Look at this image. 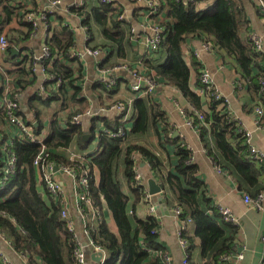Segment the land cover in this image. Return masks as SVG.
I'll use <instances>...</instances> for the list:
<instances>
[{
    "label": "trees",
    "instance_id": "obj_1",
    "mask_svg": "<svg viewBox=\"0 0 264 264\" xmlns=\"http://www.w3.org/2000/svg\"><path fill=\"white\" fill-rule=\"evenodd\" d=\"M93 1L95 3L90 5L84 2L78 7H72V12L83 16V24L90 20L93 22L105 41L101 45H92L93 34L87 24L86 47L101 50L102 68H129L128 61L109 63L113 55L118 59L127 60L128 51L131 50L130 39L133 38V33L126 19H119V15H123L122 10L113 2ZM197 1L160 0L157 14L148 16L149 20L162 28L158 50L154 57L143 55L139 61L145 69V76L153 78L156 84L174 87L189 107L193 108V112L185 109L184 113L186 117L193 119L201 141L212 155L215 164L235 178L239 190L250 198H256L264 193V164L248 157L250 151L245 143L242 128L227 113L217 108L218 102L213 101L209 111H203L200 96L192 91L189 85L190 69L183 60L182 46L188 38H198L209 45L224 64L229 62L235 67L248 91L252 95H258L259 103L264 105L260 85L264 80L263 55L255 50L250 38L247 43L240 38L242 18L239 3L242 0H215L212 9L202 12L195 9ZM261 1L264 3V0ZM29 9L24 0L16 4L15 0H0V35H4L8 43L5 51L17 45L18 38L2 34L15 18L20 26L26 28L24 37L33 33L32 25L25 19ZM259 14L264 17V14ZM46 25L51 32L48 19ZM44 43L49 55L42 64L46 67V73L61 80V85L55 91L47 90L44 99L34 95L30 97V101L38 100L45 105L59 101L61 113L51 117L45 131L39 113L34 111L30 101H27V105L34 112L31 122L37 124L32 126V130L38 137H44L39 143L29 142L26 138L13 140L16 171L0 188V237L8 243L13 252L25 256L27 264H76L75 236L69 230V221L72 219L69 215L68 218L61 216L62 207L47 191L34 162L37 158H40V165L54 161L57 164L72 166L78 169L79 173L80 168L73 166L77 165V162L67 160L64 150L72 148L82 154L90 151L93 144L92 150L85 156L90 178L86 191L99 213L97 219L86 228L89 239L107 255L103 264H165L162 260L165 250L158 242L156 233V217L151 214L142 220L135 215L136 207L144 196V188L138 186L135 179V154L142 157L159 178L166 203V187L174 197L175 204L170 207L180 211L179 222L192 220L194 236L200 240L201 264H232L222 261L221 257L232 255L238 227L224 222L217 214L206 212L210 208V200L203 183L196 177L197 167L188 163L191 159L190 150L183 143L177 142L173 171L164 173L163 163L157 154L136 143L128 142L131 135H144L151 125L157 126L165 121L161 107L151 96L152 92L143 98L133 99L130 114L125 121H132L133 124L124 137H110V134L124 126L123 115H113L111 120L99 114L93 116L88 127H85L74 121V117L83 115L88 108L81 105L85 99L81 97V87L77 83L83 77L81 70L76 69L79 59L69 56L74 46L73 36L69 31L56 34L55 30L45 38ZM162 57L164 59L161 61ZM134 58L135 54L133 60ZM11 61L14 63L13 68L0 73L2 139L9 136L6 132L8 120L4 100L14 99L17 95L16 102L19 107L15 114L23 121L31 123L20 110L19 97L22 91L36 81L33 57L27 55L19 57L17 62ZM200 70L197 87H200ZM97 85L104 93L115 89H108L100 82ZM102 109L106 110L107 107L103 106ZM195 112L202 114V122H199ZM99 123L102 125L100 129L97 128ZM12 131L16 133V129L13 128ZM87 131L92 135V139L85 142L82 137ZM165 139L168 137L165 136ZM119 165L122 167L125 183L134 197L131 205L130 196L123 194L117 177ZM104 204L115 223L116 233L110 230L103 216ZM181 238L186 241V260L191 264L190 255L194 249L192 239L186 231L181 233ZM152 251L159 252L160 255H154ZM0 264H4L1 258Z\"/></svg>",
    "mask_w": 264,
    "mask_h": 264
},
{
    "label": "crops",
    "instance_id": "obj_2",
    "mask_svg": "<svg viewBox=\"0 0 264 264\" xmlns=\"http://www.w3.org/2000/svg\"><path fill=\"white\" fill-rule=\"evenodd\" d=\"M24 2L28 9L32 8L29 10L37 8L36 11L39 14H44L46 17L45 22L39 23L37 30L29 34L28 37H24L23 34H26V28L17 23V18H15L7 29L3 30L2 34H7L8 36L12 35L14 39L15 37L18 38V41L17 45L12 47L17 50V54H12L10 50L0 51V73H5V71L13 68L14 63L11 60L17 62L18 58L22 56L28 55L33 57V59L40 56L45 38L52 35L55 30L56 34H65L67 31L71 32L74 44L73 50L75 52H82L86 48V38L88 35L87 24L91 28L93 34L92 45H101L105 42L100 36L99 29L91 20L88 21L87 24H83V16L79 13L72 12L73 5H80L84 2L90 5L95 3L93 0H24ZM111 2H113L114 5H118L122 10L123 18L126 19L129 28L132 29L133 38L130 39L131 50L128 51L127 60L118 59L113 55L109 59V63L122 61L127 63L128 61L130 70H141V68H139L141 65L139 61L140 56H150L145 52L144 47L139 41L142 36L151 37V33L143 28L144 22L147 19L149 20L147 8L144 3L135 2L133 0H111ZM214 2L215 0H198L195 9L198 12L210 10L213 8ZM239 5L241 6L240 11L242 18V26L239 28L240 38L243 42L247 43L252 35H256L261 40V52L264 59V17L259 14L253 1L242 0ZM47 19L51 32H49L46 27ZM188 40L189 41L185 42L182 46V57L190 69L189 85L191 90L193 91L197 86L198 71L202 67V69L206 70L211 75L216 89L228 100L230 117L233 118L243 130L251 134L249 140L250 146L264 155V115L260 123L257 124L254 113L256 107L264 108V105L259 103L260 97H258V95H252L248 91L247 86L240 80L235 67L231 63L227 62L224 64L219 55L213 50H205L203 48L204 43L201 42L200 39L188 38ZM1 53L3 54L1 55ZM133 54H135L134 60ZM101 59V57L88 55L79 59L76 63V69L81 70L83 77L77 83H79L81 87L80 95L85 99V101L81 102V105L87 106L84 108H88V111L92 113H96L97 115L102 114L112 120L114 114L111 112H99L103 106L108 107L110 103L118 99L124 102L131 101L132 99L138 98L141 93L132 92L131 87L136 84V80L131 76L128 71L129 69L110 73L108 72L110 69L100 67ZM163 59L162 57L161 61ZM34 67L36 81L22 91L19 97L20 110L27 120H32L34 117V112L31 111L32 109L27 105V101H30L31 96L36 95L37 89L41 86V79L43 76L41 63L37 61L34 63ZM262 70L264 73V61L262 63ZM142 75H145V69H143ZM103 76H110L116 79V85L113 87L115 89L108 91V93H104L97 85ZM4 83L6 84V81ZM109 92H111V94ZM151 96L154 102L161 107L165 116V121L163 124H158L157 126L151 125L148 132L144 135H131L128 142L136 143L157 154L163 163L164 173L173 171V164L176 159V144L177 142L184 143L190 149L193 164L197 167L196 177L203 183L206 195L210 200V208H208L206 212L211 215L214 213L222 217L216 210L218 206H220L229 209L235 218L238 233L232 257L234 258L238 253L243 254L242 260L238 261L236 264H264V243L262 242V237L264 236V203L260 211L254 210L245 203L244 192L239 190L235 178L215 164L212 155L208 153L199 134L196 133L193 127L187 125V117L182 113V110L188 109L189 104L174 87L157 83ZM54 102L57 108L60 109L59 101ZM30 106L37 112L34 106V100L30 101ZM76 106H74V108ZM51 112L52 111H48V113ZM56 113L57 110L54 114ZM54 114L47 120V124H49ZM90 120L91 118L88 117L83 118V126L88 127ZM132 124V121L126 122V126L129 130H131ZM101 127L102 125L99 123L97 128L100 129ZM6 132L9 136L15 135L14 131L7 128ZM85 134H89L88 131ZM165 136L168 137V139H165ZM91 139H89V141ZM217 167L220 171L217 170ZM134 169L135 175L139 176L144 183V192L147 191L148 179L153 178L157 185L160 184L159 178L153 173L151 167L142 157L138 158V161L134 165ZM117 177L121 184L123 194L130 196L129 205H131L134 197L125 183L121 165H119ZM59 181L62 182L64 186L65 199L69 202L68 213L73 222L76 239L83 244L86 242V239L81 232L82 226L79 215L74 207L72 182L66 176H59ZM166 191L168 194V201L166 203L167 215L163 214L161 205L156 206L157 201L154 197L150 198L149 202H146L143 198L141 203L136 207L135 215L139 219L145 220L151 215L149 212L150 206H155V214L153 215L158 222V242L163 246L165 254L170 258L168 264H182L185 255L180 245V225L178 217H175L173 209L170 207L175 204V200L167 187ZM103 216L110 230L116 233L115 223L106 204L103 205ZM187 234L192 239L194 248L190 255V263L201 264L200 240L194 236L193 226L188 228ZM87 249L88 251L90 250L91 252L89 251V253L92 254V250L89 247H84V253ZM0 256L7 260L9 264H25V261L18 254L13 252L2 237H0ZM106 259L107 255L105 254L103 260L105 261ZM86 264L98 263L90 259L88 255Z\"/></svg>",
    "mask_w": 264,
    "mask_h": 264
},
{
    "label": "built area",
    "instance_id": "obj_3",
    "mask_svg": "<svg viewBox=\"0 0 264 264\" xmlns=\"http://www.w3.org/2000/svg\"><path fill=\"white\" fill-rule=\"evenodd\" d=\"M20 0H15V4L18 3ZM23 1V0H22ZM100 2H106L109 3L111 0H99ZM135 2H142L145 4L147 8V15H156L160 0H133ZM254 4L256 5L258 11L262 14H264V3L261 0H254ZM75 6V5H73ZM79 5H76L75 7H78ZM123 18V15H119V19ZM25 19L28 23H30L33 27V33L37 30L39 23L45 22V15L39 14L36 10H29L25 14ZM143 28L146 29L151 33V37L142 36L140 38V43L144 47L145 52L150 55L151 57L155 56L156 51L158 50V45L160 42V33L162 31V28H160L158 25L154 23L152 20H146L143 24ZM251 42L253 43V46L257 52H261V40L256 36L252 35L250 37ZM8 43L4 35L0 36V51H5ZM203 48L205 50H210V46L207 44L203 45ZM49 55V50L45 46V43L43 42L42 46V52L41 55L36 57L34 60V63L37 61L41 63V70H42V79H41V86L36 91V95L40 97L41 99H44L47 95V90L55 91L57 88L61 85V80L59 78H56L55 76L46 73V67L43 66L42 61L45 60ZM93 56V57H101V50H91L90 48H85L82 52H75L73 48L69 52V56L71 58L76 57L78 59H81L83 56ZM142 64L139 68L141 70H130L126 66L122 67H115L112 70H108L110 73H115L120 70H128L131 74V76L136 80V84L131 87L132 92L135 93H141V95L138 98H143L147 94H150L153 89L156 87V81L153 78H149V76L142 75ZM35 72V67L33 69ZM104 73V72H103ZM199 75V82L200 87H195L194 92L200 96L202 100V109L205 112L209 111L210 104L213 101L218 102L217 108L221 109L223 112L227 113L228 116H230L229 108H228V100L224 98L220 92L216 89L213 79L211 75L204 69L200 70ZM106 88L112 89L116 85V79L114 77H108L103 76L100 81ZM261 85V93L264 96V80L260 82ZM6 93V92H5ZM17 95L14 96V99L7 98L4 100V106L7 111V129L12 130L13 128L16 129V133L14 136H8L4 139L0 138V188H2L9 180V178L15 173L16 171V158L14 156V152L12 150L13 148V140L15 138H26L27 141L32 143H39L41 139H43L44 136L38 137L35 135V133L32 130V126H34L35 123L31 122H25L22 120L21 117L17 116L15 113L18 110V103L16 102ZM133 99L131 101L122 102V101H114L109 104L106 110L101 109L100 113H106L111 112L112 114L116 115L117 117H120L123 115V122L126 121L130 114V105L132 103ZM126 103V105L124 104ZM190 111L193 112V108L188 107ZM183 114L184 110H182ZM255 113V119L256 123L259 124L262 116L264 115V109L261 107H256L254 109ZM96 113H92L90 111H87L83 115H77L74 117V121L77 123L82 124V120L85 117L92 118L93 116H96ZM195 116L199 120V122L203 121L202 114L195 112ZM233 119V118H232ZM234 120V119H233ZM187 125L190 127H193L197 134H199V131L197 127L194 125V121L192 118L187 117ZM235 121V120H234ZM31 124V125H30ZM243 130V129H242ZM129 129L126 126V122L123 127H120L116 132L110 134V137L112 138H122L124 137L125 133H128ZM244 137H245V143L249 147L250 154L248 157L257 160L260 163L264 164V155L260 154L258 151L255 150V148L250 146L249 140L251 137V134L245 130H243ZM184 144V143H183ZM185 145V144H184ZM186 146V145H185ZM93 148V144L91 146ZM187 147V146H186ZM90 149V151L92 150ZM188 150H190L187 147ZM87 151L85 153H78L76 150H73L72 148L69 150H64L65 157L67 160L71 162H77V168H80L79 173H77L78 169H74L72 166H66L64 164H57L54 161H48L43 164H39L40 158H37L34 162V166L38 169V172L40 173L42 180L45 183V187L47 191L56 199L58 198V203L62 207L61 216L63 218H68V200L65 199V193L63 195V184L59 181V176L68 177L72 182V193L74 197V207L79 215L80 223H81V232L83 233L86 242L81 244V242H78L75 236V230L73 226V222L69 221V230L73 232L75 236V243L76 248L74 250V259L76 261V264H86V257L84 253V247L90 248L92 250V253H100L102 254V259L100 261V264L104 263L103 257L105 256V252L94 242H92L88 237V230L86 226L91 225L93 221L97 219L98 216V210L93 206L91 199L89 198L86 188L89 184L90 178L88 176V166L86 164L85 156L90 152ZM191 152V151H190ZM140 156L135 154L134 155V164L138 161V158ZM189 164L193 163L192 157L188 161ZM217 170L220 171V169L217 167ZM136 182L138 186L143 187V182L140 180L139 176H135ZM86 191V192H85ZM244 200L245 203L248 204L251 208L254 210H262V206L264 203V193L259 194L256 198H250L248 195L244 194ZM220 215H222L224 222L236 225L235 218L233 217L231 211L227 208L220 207L216 209ZM151 213H153V208H151ZM131 214V212H129ZM173 214L175 217L179 216V211L177 209H173ZM179 221V219H178ZM192 220L186 219L184 222H179V236H180V245L184 252V260L182 261V264H189L187 263V255L185 253L187 244L186 241L181 238V233L183 231L188 230L190 226H192ZM157 233V230H156ZM262 242L264 243V236L262 237ZM90 251V250H89ZM91 252V251H90ZM154 255H160L159 252H151ZM24 261L26 262V257L23 255H19ZM2 262L4 264H9L7 260L2 258L0 256ZM243 254L238 253L233 258L232 255H224L221 257L222 261L230 262L232 264H236L238 261L242 260ZM162 260L165 262V264H168V261L170 260L169 256L165 254L162 255ZM99 264V263H98Z\"/></svg>",
    "mask_w": 264,
    "mask_h": 264
},
{
    "label": "water",
    "instance_id": "obj_4",
    "mask_svg": "<svg viewBox=\"0 0 264 264\" xmlns=\"http://www.w3.org/2000/svg\"><path fill=\"white\" fill-rule=\"evenodd\" d=\"M189 40L186 39V42H188ZM10 52L12 54H17V50L16 49H11ZM37 124L35 123L34 126H36ZM82 139L85 142H88L89 139H91V135L90 134H85ZM147 193L150 196H154L157 199V203L160 204L161 210H163V214L167 215L168 211H167V207H166V200L163 196V190L161 188L160 185H157V183L155 182V180L153 178H150L147 180ZM88 255L90 257V259H92L93 261H95L96 263H100L101 259H102V254L100 253H89L88 249L85 251V257L88 258Z\"/></svg>",
    "mask_w": 264,
    "mask_h": 264
},
{
    "label": "rangeland",
    "instance_id": "obj_5",
    "mask_svg": "<svg viewBox=\"0 0 264 264\" xmlns=\"http://www.w3.org/2000/svg\"><path fill=\"white\" fill-rule=\"evenodd\" d=\"M117 101H122V102H124L123 100H117ZM34 106L36 107V109H37V112L39 113V116H40V118H41V124L45 127L44 129H45V131H46V129H47V120H49V118H50V116L52 115V114H54L55 112H56V110H57V113L59 114L60 113V109L59 108H57V106H56V103L55 102H51L50 104H48V105H45V104H43L41 101H38V100H35L34 101ZM53 109V110H52ZM48 111H52L51 113H48ZM44 119H46V120H44ZM43 120H44V122H43ZM47 133V132H46ZM92 148V147H91ZM59 179V178H58ZM71 181V180H70ZM141 181V179L140 180H138V182H140ZM143 188H144V183H143ZM62 193H63V195H64V193H65V189H64V186H63V190H62ZM152 197H154V196H150V195H148V193H147V191L146 192H144V196H143V198H144V200H146V202H149L150 201V198H152ZM55 200H57V202H58V198L56 199L55 197H53ZM155 199H156V197H154ZM156 201H157V199H156ZM158 205H160V204H156V206H158ZM151 208H153V213H151ZM150 210H149V212L151 213V214H155V206H150V208H149Z\"/></svg>",
    "mask_w": 264,
    "mask_h": 264
}]
</instances>
